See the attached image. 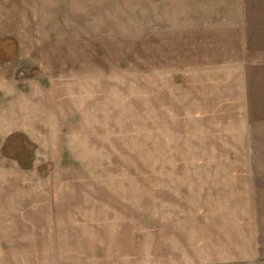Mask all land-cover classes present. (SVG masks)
Masks as SVG:
<instances>
[{"label":"rangeland","instance_id":"obj_1","mask_svg":"<svg viewBox=\"0 0 264 264\" xmlns=\"http://www.w3.org/2000/svg\"><path fill=\"white\" fill-rule=\"evenodd\" d=\"M6 38L0 264H246L196 214L244 155L231 93L264 63V0H0Z\"/></svg>","mask_w":264,"mask_h":264},{"label":"crops","instance_id":"obj_2","mask_svg":"<svg viewBox=\"0 0 264 264\" xmlns=\"http://www.w3.org/2000/svg\"><path fill=\"white\" fill-rule=\"evenodd\" d=\"M254 66L252 67L259 69L246 71V67L245 70L243 67V82L233 89L234 94L231 93L234 95L236 106L234 105L232 111L235 114L231 113L229 116L239 118L238 124L233 122V118L232 125L235 126L234 130L240 133L238 137L241 139L234 147H241L244 155L224 157V161L218 166L210 167L208 170L211 176L202 187L205 192L200 204L204 211L217 210L224 214L218 215L217 219H214L211 211L208 212L212 214L211 217H208L209 214L201 217L196 214V221L201 229L204 224L208 225L204 234L209 239L207 242L201 241L200 247L209 243L214 252L215 243L220 241V244H226L220 245L218 250H228L230 237L242 235V243L248 244L250 249L248 247L234 251L235 257L242 258L240 260L246 264H264V248H260L264 245V63L259 62L257 67ZM196 210L199 209H194ZM231 212L240 213L237 219L234 218L238 220V225L233 230L230 224ZM178 218L180 221L182 216L178 215ZM235 228L241 233L235 232ZM229 255L228 253L227 256ZM232 255L234 256V253Z\"/></svg>","mask_w":264,"mask_h":264},{"label":"trees","instance_id":"obj_3","mask_svg":"<svg viewBox=\"0 0 264 264\" xmlns=\"http://www.w3.org/2000/svg\"><path fill=\"white\" fill-rule=\"evenodd\" d=\"M5 43L16 44V41L14 39H10V38L0 39V44H4L5 45Z\"/></svg>","mask_w":264,"mask_h":264}]
</instances>
